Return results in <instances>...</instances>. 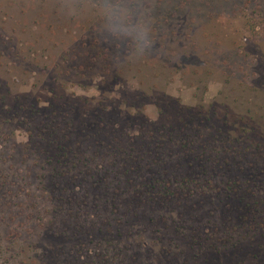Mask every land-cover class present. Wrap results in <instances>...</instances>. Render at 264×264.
I'll list each match as a JSON object with an SVG mask.
<instances>
[{"label":"rangeland","instance_id":"obj_1","mask_svg":"<svg viewBox=\"0 0 264 264\" xmlns=\"http://www.w3.org/2000/svg\"><path fill=\"white\" fill-rule=\"evenodd\" d=\"M126 2L0 0V264H264V0Z\"/></svg>","mask_w":264,"mask_h":264},{"label":"clouds","instance_id":"obj_2","mask_svg":"<svg viewBox=\"0 0 264 264\" xmlns=\"http://www.w3.org/2000/svg\"><path fill=\"white\" fill-rule=\"evenodd\" d=\"M99 8L107 21V30L132 45L138 58L149 56L154 49L152 25L140 18L126 0H99Z\"/></svg>","mask_w":264,"mask_h":264},{"label":"trees","instance_id":"obj_3","mask_svg":"<svg viewBox=\"0 0 264 264\" xmlns=\"http://www.w3.org/2000/svg\"><path fill=\"white\" fill-rule=\"evenodd\" d=\"M242 201V200H241ZM244 216H246V215H244Z\"/></svg>","mask_w":264,"mask_h":264}]
</instances>
